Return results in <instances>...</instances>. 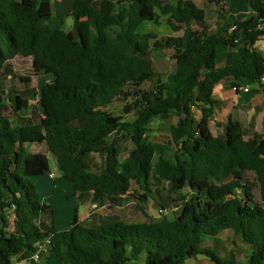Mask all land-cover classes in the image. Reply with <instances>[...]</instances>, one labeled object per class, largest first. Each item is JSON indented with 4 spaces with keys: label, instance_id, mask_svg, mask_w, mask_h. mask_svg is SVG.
<instances>
[{
    "label": "trees",
    "instance_id": "trees-1",
    "mask_svg": "<svg viewBox=\"0 0 264 264\" xmlns=\"http://www.w3.org/2000/svg\"><path fill=\"white\" fill-rule=\"evenodd\" d=\"M51 1L0 0V71L10 75V59L31 57L35 70L54 77L44 92L55 111L36 121L35 96L0 90V264L16 258L37 264L35 255L42 256L45 246L62 264H184L197 255L214 264H237L234 251L222 257L202 247L207 237L224 230L249 247L243 264H264V137L245 139L232 118L225 134L215 135L209 117L197 119L194 113L213 109L215 86L225 78L260 83L264 56L252 46L264 35V0H248L254 14L235 20L222 34L209 30L205 9L193 0H73L71 28L54 15ZM163 16L172 35L139 31L144 22L160 23ZM192 21L199 28L184 46V30ZM241 31L248 41L245 54L229 52L219 65L218 47L234 46ZM165 45L173 48L176 62L168 74L153 64ZM118 98L127 101L129 118L111 112ZM7 107L16 123L5 114ZM172 116L177 118L170 125L174 160L165 144L148 137L152 120ZM127 138L133 146L122 159ZM31 144L45 145L63 178L92 203L120 204L133 182L149 191L164 183L176 192L189 188L195 198L172 219L96 222L91 217L58 228L53 207L41 200L33 181L51 171L50 160L31 151ZM100 150L105 159L93 170L90 157ZM49 212L52 218H45Z\"/></svg>",
    "mask_w": 264,
    "mask_h": 264
},
{
    "label": "crops",
    "instance_id": "crops-1",
    "mask_svg": "<svg viewBox=\"0 0 264 264\" xmlns=\"http://www.w3.org/2000/svg\"><path fill=\"white\" fill-rule=\"evenodd\" d=\"M177 0H170V3L175 4ZM199 7L204 8L206 11V25L211 32H216L222 34L226 29H229L231 24L235 20H245L251 17L254 12L251 11L249 7L248 0H193ZM52 9L54 15L60 18H65L66 21L71 17L73 11V0H52ZM72 18V17H71ZM167 17L163 16L160 23H155L151 21L144 22L139 27L141 33H161L162 31L158 26H166L167 28L163 30L166 35H172L173 30L166 22ZM151 23V24H149ZM67 24V23H66ZM71 25L67 24V28H71ZM143 27V29H141ZM117 27H113L109 30V33H113ZM199 28V25L195 22H187L184 30V46L187 42L190 32L193 29ZM150 29L152 31H150ZM231 29V28H230ZM231 31V30H230ZM157 35V34H156ZM161 34H158V36ZM237 43L233 45H220L218 47V64L223 65L225 58L229 52L234 51L237 56H242L245 54V50L248 46V41L245 36L244 31L240 32V37L236 41ZM252 48L264 56V35L256 41ZM222 51V57H221ZM53 77V75H52ZM54 80V77H53ZM52 80V81H53ZM236 84L240 86H248L250 90L248 92L234 91L233 86ZM214 98L217 104L213 106V109H194V113L197 119H202L205 116L209 117L210 127L214 133V128H217V134L223 136L225 132V126L229 118L238 121L243 129L245 139H250L259 133L264 137V84L252 83L246 78H241L235 80L233 77H228L220 81L214 89ZM32 145V144H31ZM30 145V146H31ZM36 145V144H33ZM48 153H50L48 151ZM49 157V155H48ZM50 160V158H49ZM51 170L58 168V165H53L50 160ZM54 170V171H55ZM57 176L51 177L55 179V185L51 189V185L46 180L42 179V176H37L33 178V181L37 185L38 191L40 192L42 201L47 203L51 202L53 205L54 223L55 225L59 223L56 216V205L60 201H64L65 196L72 197L76 195L80 200L79 206L72 209L61 228H68L72 224V215H78V221L86 222L90 220V212L94 209L91 208V201L83 199L82 196L76 193L74 184L63 178V173L59 169L56 171ZM52 181V180H50ZM52 184V182H51ZM58 222V223H57ZM228 238V240H227ZM226 240V243L232 245L231 251H234L237 256L243 255L245 261L249 253V247L244 244L232 230H224L217 236L207 237L203 244V248H208L216 251L219 255L223 256L221 252L217 250L212 242L219 240ZM237 246L244 249V252L240 250ZM236 248V250H235ZM42 255V262L49 260L50 263L59 264V261L53 253L50 251H45ZM229 253V255H230ZM229 257V256H228ZM244 261V262H245ZM214 264L204 255H197L186 260L184 264ZM21 264H27L26 261L22 260ZM238 264V263H237Z\"/></svg>",
    "mask_w": 264,
    "mask_h": 264
},
{
    "label": "rangeland",
    "instance_id": "rangeland-1",
    "mask_svg": "<svg viewBox=\"0 0 264 264\" xmlns=\"http://www.w3.org/2000/svg\"><path fill=\"white\" fill-rule=\"evenodd\" d=\"M73 19L70 17L67 19L66 23L71 25ZM151 24V23H149ZM69 28V27H68ZM161 33H154V34H161L159 37L167 36L163 33L166 26H158ZM143 29V27L141 28ZM153 30V29H152ZM150 29V31H152ZM174 50L170 48L168 45H165V48L162 49L159 53H157L153 57V64L156 71L168 74L176 69V62L173 58ZM222 57V51H221ZM8 68L11 69L12 74H7V70L0 71V90H4L5 93L10 90H16L18 92L26 91L27 95L35 96L31 99V103L33 106L32 116L33 119L36 121L40 120H47L53 117L55 111L50 104L45 92L44 87L45 84L53 80L51 74L45 73V71L35 70L33 67L32 58L29 56H21L18 55L8 61ZM9 73V72H8ZM19 76L24 77H31L30 82H21L18 80ZM145 86H149L146 84ZM127 101H124L123 98H118L111 106L110 110L115 115H120L125 118H129V115L125 113V104ZM5 114L9 116L14 123H16L17 119L12 113L10 108H5ZM177 118L172 116L169 119H160L156 118L151 121L149 128L150 131L148 132V137L151 138L153 141L165 144L169 149V156L174 160L176 147L171 141V134H170V125L175 123ZM214 128V133L217 134V128ZM225 134V132H224ZM223 134V135H224ZM133 144L130 139H125L122 141V149H121V158L123 159L125 156L128 155L129 150L132 148ZM31 151H42L49 155V158L53 165H58L57 159L51 153H48L47 147L45 145H31L29 146ZM105 159V155L103 151H97L96 153L92 154L90 157L91 166L93 170L99 169L103 164ZM158 157H156V160ZM52 169L51 171L55 172V178L57 176L56 171L59 172V167ZM58 178V176H57ZM42 179L46 180L50 183L51 189H53L55 185V179L50 177V173L47 172L42 175ZM52 180V181H50ZM52 182V184H51ZM153 190L149 191L146 189H142L137 183L133 182L132 187L129 190V193L126 194L123 199L121 200L120 204L107 202L104 205L97 206L96 209L90 212V216L93 217L94 221L96 222H107L112 220H126L131 222H150L156 221L163 218L172 219L174 217L175 211H181L184 207V203L190 199L195 198V192L186 188L184 190L175 191L170 184L164 183L162 186H155L152 185ZM161 190L162 193H157L156 190ZM40 193V192H39ZM179 195L181 197H179ZM146 197V198H145ZM186 198V200L182 201V198ZM42 200V198H41ZM80 199L74 195L72 197L65 196L64 201H60L56 205V216L58 218L59 223L56 224L58 228H61L66 221V217L68 213L75 209L76 206H79ZM92 203V202H91ZM47 204L52 205L51 202H47ZM165 206L167 208H165ZM77 214L72 215V221L74 216ZM52 218L51 212H49L45 218ZM43 218V217H42ZM44 219V218H43ZM228 240V238H227ZM217 250L222 253L223 256L228 257L230 253V249L232 245L226 243V240H219L212 242ZM242 252L244 249L237 246ZM46 251L47 246L44 247ZM236 250V248H235ZM46 253V252H45ZM57 258V257H55ZM42 256H40L37 260V264H53L50 263L49 260L42 262ZM59 261V259L57 258ZM245 258L243 255L237 256V263L243 264ZM13 264H21V260L16 258ZM55 264H58L57 262ZM59 264H62L59 261ZM208 264V263H206Z\"/></svg>",
    "mask_w": 264,
    "mask_h": 264
},
{
    "label": "built area",
    "instance_id": "built-area-1",
    "mask_svg": "<svg viewBox=\"0 0 264 264\" xmlns=\"http://www.w3.org/2000/svg\"><path fill=\"white\" fill-rule=\"evenodd\" d=\"M261 27H262V25H258V28H261ZM235 28H236V26H232L230 30L233 31ZM260 84H264V75L261 76ZM233 89H234V91H243V92H248L250 90V88L248 86H240L238 84H235L233 86ZM49 173H50V176L51 177H55V175H56L55 172H53V171H50ZM97 206H98V203H96V202H94V203L91 204V208L92 209H96ZM42 248H43V246H42ZM42 248L40 246L39 251H41ZM39 257L40 256H39V252H38L35 255L36 261L38 260Z\"/></svg>",
    "mask_w": 264,
    "mask_h": 264
},
{
    "label": "water",
    "instance_id": "water-1",
    "mask_svg": "<svg viewBox=\"0 0 264 264\" xmlns=\"http://www.w3.org/2000/svg\"><path fill=\"white\" fill-rule=\"evenodd\" d=\"M78 222V215H75L73 218V224H76Z\"/></svg>",
    "mask_w": 264,
    "mask_h": 264
}]
</instances>
